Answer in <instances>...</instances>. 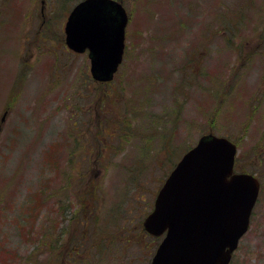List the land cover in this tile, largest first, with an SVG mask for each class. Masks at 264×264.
I'll use <instances>...</instances> for the list:
<instances>
[{
    "label": "rangeland",
    "instance_id": "374dc122",
    "mask_svg": "<svg viewBox=\"0 0 264 264\" xmlns=\"http://www.w3.org/2000/svg\"><path fill=\"white\" fill-rule=\"evenodd\" d=\"M82 1L0 0V264H150L143 222L206 134L261 185L231 264H264V0H121L108 83L66 45Z\"/></svg>",
    "mask_w": 264,
    "mask_h": 264
},
{
    "label": "water",
    "instance_id": "95a60500",
    "mask_svg": "<svg viewBox=\"0 0 264 264\" xmlns=\"http://www.w3.org/2000/svg\"><path fill=\"white\" fill-rule=\"evenodd\" d=\"M128 21L116 0H84L70 13L66 44L76 53L89 52L95 80L114 79ZM236 155L235 143L208 134L177 163L143 222L150 235L163 236L151 264L230 263L260 191L255 176L235 172Z\"/></svg>",
    "mask_w": 264,
    "mask_h": 264
}]
</instances>
